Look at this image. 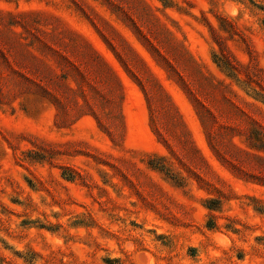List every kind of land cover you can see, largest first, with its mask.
<instances>
[{"label": "rangeland", "instance_id": "1", "mask_svg": "<svg viewBox=\"0 0 264 264\" xmlns=\"http://www.w3.org/2000/svg\"><path fill=\"white\" fill-rule=\"evenodd\" d=\"M0 264H264V0H0Z\"/></svg>", "mask_w": 264, "mask_h": 264}]
</instances>
